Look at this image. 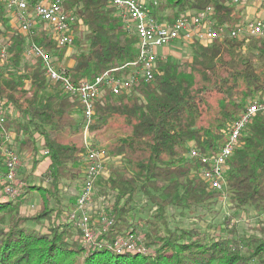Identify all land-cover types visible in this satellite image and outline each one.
Listing matches in <instances>:
<instances>
[{
    "label": "trees",
    "instance_id": "16d2710c",
    "mask_svg": "<svg viewBox=\"0 0 264 264\" xmlns=\"http://www.w3.org/2000/svg\"><path fill=\"white\" fill-rule=\"evenodd\" d=\"M64 5L88 28L83 38L88 45L81 47L83 41H76L81 49L76 65L66 70L74 85L138 58V38L126 34L110 0H65ZM207 7L215 9L220 24L234 26L239 21L225 0H166L156 16L167 10L174 20L180 12ZM0 24V35L9 39V62L0 71V97L20 115L0 126V264H264V237L238 240L173 229L168 215L169 208L191 210L221 203V194L210 193L198 175L201 164L186 160L188 146L193 142L205 152H216L226 142L227 127L238 120L254 92L264 87V39H252L247 48L229 37L210 47L195 43L191 63L159 58L154 82H142L130 95L115 97L107 91L97 103L92 132L121 121L129 129L103 150L106 158L120 157L122 166H112L110 176L100 180V190L116 197L106 216L113 224L100 239L112 243L137 235L131 209L137 194L156 208L146 221L143 240L151 253L119 255L106 246H85L81 231L63 220L61 184L85 179L87 163L85 146L64 143L59 135L79 129L74 116L82 106L63 93L60 83L48 79L42 59L33 65L22 63L30 44L54 53L55 63L64 60L67 49H59L46 33L31 37L12 33L2 5ZM27 80L29 91L24 88ZM48 90L52 94L46 97ZM7 134L15 136L19 155L35 160L30 176L41 150L48 151L50 161L38 182L21 178L24 186L17 199L2 192ZM240 142L226 178L230 204L264 213V114L256 116ZM36 196L41 198L39 210L24 213L23 207Z\"/></svg>",
    "mask_w": 264,
    "mask_h": 264
},
{
    "label": "built area",
    "instance_id": "2783aa9c",
    "mask_svg": "<svg viewBox=\"0 0 264 264\" xmlns=\"http://www.w3.org/2000/svg\"><path fill=\"white\" fill-rule=\"evenodd\" d=\"M231 1L233 5L245 10V13L240 14L243 22L234 26L220 24L215 17L213 7L200 11L187 10L179 13L176 19L167 21L156 16L161 0L160 2L159 0H110V5L122 20L124 29L138 38V58L103 73L94 80H83L79 85L71 82L65 69L56 68L53 54L47 52L44 47L30 44L26 48L25 56L42 59L48 79L60 83L63 93L71 99H76L82 106L83 129L87 136L95 118L96 105L107 91L118 97L129 94L142 82L155 81L160 49L171 47L175 43L208 46L228 37L244 43L251 39H264V0ZM64 4L65 0H0V5L3 6L11 23H16L17 35L34 36L52 30L50 38L59 49L74 44L76 27L82 24L80 18L73 11H68ZM8 47L9 42L3 44L0 40V66H5L9 62ZM125 71H129L128 76L120 74ZM259 113L264 114V87L246 105L238 120L227 127L224 132L226 142L220 145L216 152H205L196 144L188 147V158L201 164L198 175L209 185L210 190L221 194L219 199L221 203L230 201L226 191L229 161L240 147V139L245 130ZM16 115L14 107L0 97V126L6 124L11 116ZM11 137V134L5 137L3 158L6 175L1 184L2 192L6 197L17 199L22 194L24 183L18 180L21 156L8 144ZM85 148L87 163L85 179L79 191L76 207L67 216L68 222L81 231L82 242L87 247L101 249L106 246L119 255L147 254L141 238L134 234L119 237L112 243L100 239V236L113 224V220L106 216L102 217L99 222L101 228L97 229L89 214V203L98 181L105 173L107 158L104 151L95 148L87 139H85ZM44 155H48V151H44Z\"/></svg>",
    "mask_w": 264,
    "mask_h": 264
},
{
    "label": "rangeland",
    "instance_id": "374dc122",
    "mask_svg": "<svg viewBox=\"0 0 264 264\" xmlns=\"http://www.w3.org/2000/svg\"><path fill=\"white\" fill-rule=\"evenodd\" d=\"M161 1H162L161 4H164L166 2V0H161ZM225 2L226 5L233 10V13L234 15H236V18H239V21L237 23H242L243 18L241 17L240 14L245 13L244 8L233 5L231 0H225ZM188 11H196V10L188 9ZM6 17H7V13H6ZM78 18L80 17L78 16ZM158 18L167 21H172L170 20L172 17L169 11L167 10L160 11ZM81 23L82 24H79L76 29L74 44L66 48L67 52L64 60L58 63L54 62L57 69L69 70L76 65L75 56L79 54L81 50L80 45L76 44V41L77 40L83 41L84 36L88 32V28L83 24L82 20ZM11 25H12V30H11L12 33L16 34V23L14 24L11 23ZM50 31L52 32V30H48V32H40L38 34L46 33L47 37H50L51 35ZM125 31L128 36H135L132 32H128L127 30ZM0 40L2 41L3 44L9 42V39L5 35H0ZM251 42L252 39L249 42L243 43L244 47L247 48ZM87 45L88 43L83 41L81 47H86ZM212 45H208L204 47H210ZM158 55H159L158 57L162 59H170L177 61L179 63H191L193 61L194 49L192 45H183L182 43H175L171 47H167L166 49L163 50L160 49ZM22 63L23 65L24 64L33 65L34 63H36V59L25 56ZM70 65H72L73 67H69ZM5 66L1 65L0 71H2V69L5 68ZM24 88L27 91L30 90L31 82L29 80L25 82ZM260 90L261 89L255 91L254 96H252V98L246 101L243 110L245 109L246 105L255 97L256 93ZM132 93H137L136 88L126 95H130ZM51 94H52V90H48L44 95L47 97ZM72 101L77 102L76 99H72ZM211 104L215 105L214 100L211 101ZM77 110L78 112L75 114L74 117L76 119L77 124L79 125V129L78 130L76 128L66 129L65 131H63L59 135V139L64 143L73 142L77 146L84 147L85 139H87L88 142L92 143L95 146V148L103 151L104 148L110 145L111 142H114L116 138L120 136H124L129 131V129L123 127V122L121 121L122 123L121 122L112 123L109 127H104L102 130H97L94 132L89 130L88 135L86 136L85 130L83 129L84 118H83L82 110L79 106ZM19 116L20 115L17 114L16 116H11L10 119L14 120V118H19ZM94 121L91 124V126L94 124ZM11 136H12L11 141H9L8 144L14 150H16L15 141H14L15 136L13 134ZM191 144H195V143L191 142L189 145ZM20 156H21L20 157L21 166L19 167L18 180L22 183V179L24 180L27 177H30L33 179V181L38 182L45 173L46 168L50 163L49 159L44 155V151L41 150L38 156L36 157V159L39 162L36 164V169L33 177L30 176V174L33 169V166H35L34 163L35 160L33 159V157H29V155L21 154ZM186 160L191 161L188 158V153L186 154ZM112 166L114 167L122 166V161L120 157L113 158L112 156H110V158L109 157L107 158V163L105 165V173L102 177L107 179L110 176V168ZM83 180L62 182L60 187L62 189V198H61L62 203L59 206H61L63 210L67 208L66 210H64L65 215L63 216V220L67 219V216L71 210L68 209V207L71 208L72 205L75 203L79 191L81 190ZM100 180L96 185L95 193L93 195L92 200L89 203V214L91 215L92 221L96 225H98V220H100L101 217H105L111 214L116 198L115 193H113L112 191L103 192L100 190L101 189L100 187L102 186L100 185L101 184ZM209 192L213 193L214 191L210 190ZM40 202H41V198L39 196H36L33 202L23 207L22 211L26 214H34L35 212H37V210H39ZM131 209L133 215L132 216L133 223L135 224L137 230L136 236L141 238L143 246L146 248L147 253L150 254L151 250L144 245L143 240H144V234L146 233V229H147L146 221L151 216H153V214L156 212V208L149 203L148 199L143 194L139 193L136 195L134 202L131 205ZM168 215H169L170 227L173 229L176 228L190 229V230L195 229L207 235L222 237L227 239H238V240H240L243 237H258V238L264 237V235L262 234V229H264V213H257L254 208H247L244 210L238 209L236 206H232V204H230V201L229 202L227 201L226 203H213L210 205H202L199 207H195L191 210L169 208Z\"/></svg>",
    "mask_w": 264,
    "mask_h": 264
},
{
    "label": "crops",
    "instance_id": "0c3cea01",
    "mask_svg": "<svg viewBox=\"0 0 264 264\" xmlns=\"http://www.w3.org/2000/svg\"><path fill=\"white\" fill-rule=\"evenodd\" d=\"M164 49H166V48H164ZM161 50H163V49H161ZM69 67H73L72 65H70ZM78 196H79V194H78ZM78 196H77V199H78ZM77 199L75 200V203L72 205V207L70 208V207H68V209H71L70 211H72V210H74L75 209V207H76V204H77ZM67 208H65V210H66Z\"/></svg>",
    "mask_w": 264,
    "mask_h": 264
}]
</instances>
